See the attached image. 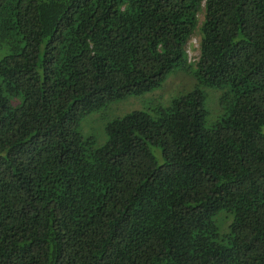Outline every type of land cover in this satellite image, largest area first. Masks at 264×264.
<instances>
[{
	"label": "trees",
	"instance_id": "trees-1",
	"mask_svg": "<svg viewBox=\"0 0 264 264\" xmlns=\"http://www.w3.org/2000/svg\"><path fill=\"white\" fill-rule=\"evenodd\" d=\"M0 264H264V0H0Z\"/></svg>",
	"mask_w": 264,
	"mask_h": 264
},
{
	"label": "rangeland",
	"instance_id": "rangeland-1",
	"mask_svg": "<svg viewBox=\"0 0 264 264\" xmlns=\"http://www.w3.org/2000/svg\"><path fill=\"white\" fill-rule=\"evenodd\" d=\"M196 36H191L186 44L185 51L189 61L195 60L197 55ZM191 76L182 70L170 72L159 87L139 96H128L121 100L113 101L100 109L85 115L79 122L77 130L83 137H91L94 145L98 146L105 140L103 126L113 117L122 116L133 110H153L156 106H164L170 98L177 96L193 85ZM204 90V108L207 110V121L217 115V97L221 90L202 88ZM217 106V105H216Z\"/></svg>",
	"mask_w": 264,
	"mask_h": 264
}]
</instances>
